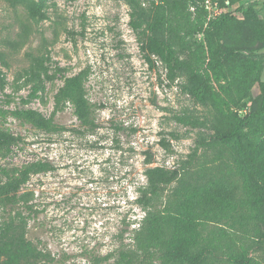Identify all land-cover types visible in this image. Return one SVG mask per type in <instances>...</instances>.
Here are the masks:
<instances>
[{"label":"trees","instance_id":"obj_1","mask_svg":"<svg viewBox=\"0 0 264 264\" xmlns=\"http://www.w3.org/2000/svg\"><path fill=\"white\" fill-rule=\"evenodd\" d=\"M3 1L13 9L22 8L26 15L21 39L28 35L32 22L47 18L48 0ZM125 1L130 7L129 25L150 67L160 61L169 85L177 84L205 109V120L189 109L174 118L191 128L205 126L207 131L199 134L192 152L175 166L155 165L145 170L147 183L139 187L135 198L145 215L134 230L133 247L122 243L114 251L94 257V264H145L148 260L150 264H264V81L260 80L264 0L238 6L242 18L223 12L210 19L205 0ZM214 1L223 8L241 0ZM0 61L8 65L1 48ZM26 74V82L33 81L30 97L45 88V79L55 77L38 56ZM2 76L0 67V88H4ZM87 77L86 70L64 76L51 116L33 107L0 108V155L10 156L23 140L2 125L8 115L46 133H60L67 128L55 122L54 114L70 102L83 127L77 131H95L98 123L87 97ZM257 82L261 93L256 106L244 112ZM23 101L27 103L29 98ZM169 134L173 139L180 137ZM159 143L167 152L174 151L165 135ZM152 161L147 152L146 163ZM195 166L209 178L191 180ZM55 169L49 160L38 159L4 171L7 178L0 182V207L14 214L10 212L0 226V264H36L47 258L26 239L28 220L17 208L22 205L28 215L36 212L29 192L20 193L21 189L33 175ZM252 250L262 260L251 255Z\"/></svg>","mask_w":264,"mask_h":264},{"label":"rangeland","instance_id":"obj_2","mask_svg":"<svg viewBox=\"0 0 264 264\" xmlns=\"http://www.w3.org/2000/svg\"><path fill=\"white\" fill-rule=\"evenodd\" d=\"M253 3L241 0L220 8L216 1L205 0L208 19L223 12L242 18L236 8ZM256 9L262 17L261 6ZM129 11L125 0H48L47 18L32 22L21 39L25 13L0 0V48L8 62L0 61L5 79L0 108L33 107L51 116L64 76L86 70L87 97L98 123L93 132H78L83 127L70 102L54 114L55 122L67 128L60 133H46L11 115L2 119V125L23 140L10 156L0 155V182L7 178L5 170L29 161L49 160L56 166L33 175L20 192H29L36 210L28 215L22 205L17 208L28 220L25 237L47 256L36 264H94V257L122 243L133 247L134 230L145 215L135 202L139 187L147 183L145 170L175 166L192 152L199 134L207 131L205 126L191 128L174 118L189 109L205 120V109L177 84L169 85L160 61L150 67L129 25ZM37 56L55 77L45 79V88L30 97L33 81L26 82V70ZM260 80L264 81V61ZM260 93L257 82L244 112L255 108ZM169 132L180 137L173 139ZM164 135L173 152L160 145ZM147 152L152 154L151 164L146 163ZM207 178L200 166L193 167L191 180ZM10 212L0 207V226ZM237 245H241L238 240ZM250 254L262 260L258 252Z\"/></svg>","mask_w":264,"mask_h":264}]
</instances>
